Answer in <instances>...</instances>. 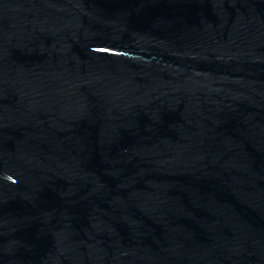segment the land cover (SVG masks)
Listing matches in <instances>:
<instances>
[{
    "label": "water",
    "instance_id": "95a60500",
    "mask_svg": "<svg viewBox=\"0 0 264 264\" xmlns=\"http://www.w3.org/2000/svg\"><path fill=\"white\" fill-rule=\"evenodd\" d=\"M0 264H264V0H0Z\"/></svg>",
    "mask_w": 264,
    "mask_h": 264
}]
</instances>
